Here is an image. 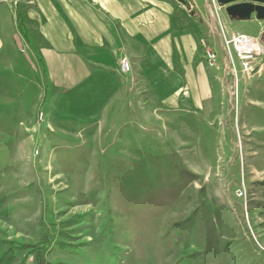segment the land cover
Wrapping results in <instances>:
<instances>
[{"label": "rangeland", "instance_id": "374dc122", "mask_svg": "<svg viewBox=\"0 0 264 264\" xmlns=\"http://www.w3.org/2000/svg\"><path fill=\"white\" fill-rule=\"evenodd\" d=\"M224 49L200 107L133 97L96 124L40 75L0 104V264L43 236L67 244L48 264H264V74Z\"/></svg>", "mask_w": 264, "mask_h": 264}, {"label": "crops", "instance_id": "0c3cea01", "mask_svg": "<svg viewBox=\"0 0 264 264\" xmlns=\"http://www.w3.org/2000/svg\"><path fill=\"white\" fill-rule=\"evenodd\" d=\"M188 2L189 8L178 0L0 2V104L35 101L29 89L40 75L61 104L80 105L89 112L82 117L93 122L129 105L133 97L141 106L154 100L174 110L186 96L200 107L220 79L205 62V46L216 51L218 65L224 61L218 24L228 37H262L264 20L255 14L242 20L229 16L210 0ZM262 41L258 76L264 74ZM20 46L27 51L20 53ZM232 53V62L236 58L240 65ZM121 55L132 65L125 74L118 70Z\"/></svg>", "mask_w": 264, "mask_h": 264}, {"label": "built area", "instance_id": "2783aa9c", "mask_svg": "<svg viewBox=\"0 0 264 264\" xmlns=\"http://www.w3.org/2000/svg\"><path fill=\"white\" fill-rule=\"evenodd\" d=\"M18 0H0V2H10L11 5L15 6ZM212 6L215 7L216 0H210ZM222 39L225 48L230 52L236 53V56L240 58L242 70L247 76L252 74H259L263 67L262 64H256V58L262 52V46L258 39L244 34L237 33L230 37H226L223 30ZM21 52H26L27 48L21 46L19 49ZM204 58L208 67L214 68L218 64V55L216 51L210 46L206 45L204 50ZM132 65L129 58L125 55H121L118 59V70L121 74H125L131 71ZM42 118V116H40ZM236 195L240 198L246 196L245 191L238 188Z\"/></svg>", "mask_w": 264, "mask_h": 264}, {"label": "water", "instance_id": "95a60500", "mask_svg": "<svg viewBox=\"0 0 264 264\" xmlns=\"http://www.w3.org/2000/svg\"><path fill=\"white\" fill-rule=\"evenodd\" d=\"M186 8H189L188 0H178ZM219 5L224 7L225 12L238 19H249L252 14L258 20H264V0H216ZM264 39V34L261 37Z\"/></svg>", "mask_w": 264, "mask_h": 264}, {"label": "trees", "instance_id": "16d2710c", "mask_svg": "<svg viewBox=\"0 0 264 264\" xmlns=\"http://www.w3.org/2000/svg\"><path fill=\"white\" fill-rule=\"evenodd\" d=\"M67 244L63 243L61 240H49L46 236L32 245H14V250H26V253L33 255L36 264H48V257L50 256L52 250L55 249H62Z\"/></svg>", "mask_w": 264, "mask_h": 264}]
</instances>
